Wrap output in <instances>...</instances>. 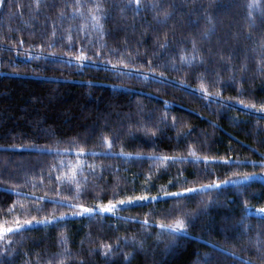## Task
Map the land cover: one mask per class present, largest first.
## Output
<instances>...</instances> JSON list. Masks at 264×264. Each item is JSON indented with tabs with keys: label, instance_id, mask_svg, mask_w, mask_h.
I'll use <instances>...</instances> for the list:
<instances>
[{
	"label": "trees",
	"instance_id": "1",
	"mask_svg": "<svg viewBox=\"0 0 264 264\" xmlns=\"http://www.w3.org/2000/svg\"><path fill=\"white\" fill-rule=\"evenodd\" d=\"M260 209L264 0L0 2V264H264Z\"/></svg>",
	"mask_w": 264,
	"mask_h": 264
},
{
	"label": "snow or ice",
	"instance_id": "2",
	"mask_svg": "<svg viewBox=\"0 0 264 264\" xmlns=\"http://www.w3.org/2000/svg\"><path fill=\"white\" fill-rule=\"evenodd\" d=\"M0 2H2V0H0ZM129 2L130 3H134L136 5L137 9L141 6V0H129ZM151 6L152 7H155L156 5L153 4ZM17 7H19V5H17ZM252 7H253V4L250 3L249 4V8H252ZM99 8H100V5L99 4L95 5V10L98 11ZM164 15L166 16L167 13L165 12ZM250 15H251V13H250ZM91 18H92L93 21H98V16L97 15H92ZM161 46L163 47L164 45H161ZM84 58L85 57H84L83 53H81L79 56L76 57L77 60H81V59H84ZM198 58L199 57H195V59H198ZM181 59L183 60L184 57L182 56ZM202 87H203V85H202ZM104 143L106 145H108L107 138H105ZM205 159H207V158H205ZM57 179L59 180L60 178L58 177ZM243 179L247 180L248 179V176L245 175L243 177ZM221 183H223V182H221ZM213 186H218V185H216V182H213V184L202 185L201 187H209V188H211ZM184 191L185 192H190V191H193V189H184ZM171 195H177V194L176 193H172ZM145 199H147V197H145V196L130 197L128 199V202H131L132 200H145ZM119 203L120 204H123V203H125V201L121 200V201H119ZM114 207H115V205H113L111 203V201H110L108 204L102 205L100 207V210L102 212H105V211L111 212V211H113ZM8 211L11 212L12 209L10 208ZM83 211L84 212H92L93 210L92 209H89V208H84ZM260 211L261 212H264V209H260ZM33 219H35V218H33ZM52 219H55V217H52ZM37 222L38 223H46L47 221L46 220H40V221H37ZM31 223H32V220H24L23 221V224H21V222H19V221H16L12 227H0V238H3L4 235L7 234V233H13V232L22 231L23 230V225H30ZM145 223H147V221H145ZM159 226L160 227H168V228H171L172 231H179V230H181V229H183L185 227V222H184V220H182L180 218H177L173 223H171L169 225L160 224ZM100 247L103 250L102 251V254H105V255H107L112 250L111 245H108V244H101Z\"/></svg>",
	"mask_w": 264,
	"mask_h": 264
},
{
	"label": "rangeland",
	"instance_id": "3",
	"mask_svg": "<svg viewBox=\"0 0 264 264\" xmlns=\"http://www.w3.org/2000/svg\"><path fill=\"white\" fill-rule=\"evenodd\" d=\"M185 192V191H184ZM107 212V211H106ZM252 212V214H257V215H263L264 216V212H261L260 210H256V211H250Z\"/></svg>",
	"mask_w": 264,
	"mask_h": 264
},
{
	"label": "bare ground",
	"instance_id": "4",
	"mask_svg": "<svg viewBox=\"0 0 264 264\" xmlns=\"http://www.w3.org/2000/svg\"><path fill=\"white\" fill-rule=\"evenodd\" d=\"M254 212V211H253ZM252 213V212H251ZM258 216H263V215H258Z\"/></svg>",
	"mask_w": 264,
	"mask_h": 264
},
{
	"label": "water",
	"instance_id": "5",
	"mask_svg": "<svg viewBox=\"0 0 264 264\" xmlns=\"http://www.w3.org/2000/svg\"><path fill=\"white\" fill-rule=\"evenodd\" d=\"M230 200H231V198H230Z\"/></svg>",
	"mask_w": 264,
	"mask_h": 264
}]
</instances>
